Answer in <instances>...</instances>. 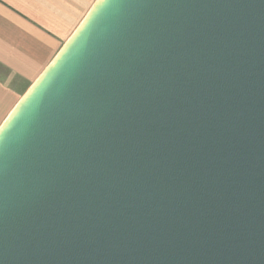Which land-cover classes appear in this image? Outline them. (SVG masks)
<instances>
[{
	"label": "water",
	"instance_id": "1",
	"mask_svg": "<svg viewBox=\"0 0 264 264\" xmlns=\"http://www.w3.org/2000/svg\"><path fill=\"white\" fill-rule=\"evenodd\" d=\"M0 264H264V0H96L0 126Z\"/></svg>",
	"mask_w": 264,
	"mask_h": 264
},
{
	"label": "crops",
	"instance_id": "2",
	"mask_svg": "<svg viewBox=\"0 0 264 264\" xmlns=\"http://www.w3.org/2000/svg\"><path fill=\"white\" fill-rule=\"evenodd\" d=\"M96 0H0V126Z\"/></svg>",
	"mask_w": 264,
	"mask_h": 264
}]
</instances>
